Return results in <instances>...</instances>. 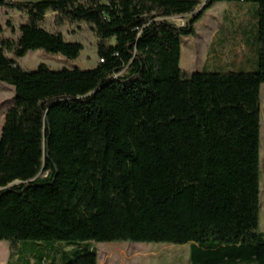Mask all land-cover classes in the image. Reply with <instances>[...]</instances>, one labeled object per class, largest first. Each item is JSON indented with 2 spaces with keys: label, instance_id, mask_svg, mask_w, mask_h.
Here are the masks:
<instances>
[{
  "label": "trees",
  "instance_id": "1",
  "mask_svg": "<svg viewBox=\"0 0 264 264\" xmlns=\"http://www.w3.org/2000/svg\"><path fill=\"white\" fill-rule=\"evenodd\" d=\"M232 1L258 4L256 34L242 41L259 44L257 70L184 75L181 37L195 34L214 5ZM0 7L28 15L17 41L4 40L0 27V83L14 88L0 137L8 264L51 242L189 245L190 264H264V0H0ZM48 14L90 27L96 68H20L16 60L30 51L71 60L83 51L42 27ZM186 15L182 27L166 20ZM50 254L33 252L31 260L98 264L89 249Z\"/></svg>",
  "mask_w": 264,
  "mask_h": 264
},
{
  "label": "rangeland",
  "instance_id": "2",
  "mask_svg": "<svg viewBox=\"0 0 264 264\" xmlns=\"http://www.w3.org/2000/svg\"><path fill=\"white\" fill-rule=\"evenodd\" d=\"M15 2H37L41 0H13ZM202 7H199L200 10ZM258 4L237 1L218 3L202 15L195 23V34L181 37L180 68L184 75L193 73H254L257 70L259 44L252 39L248 48L242 41L246 35H255L253 26L257 23ZM190 15L167 18L177 25L185 26ZM28 23L26 12L9 7H0V27L4 40L17 41L20 29ZM42 27L52 33H61L68 43L83 45L79 58L71 60L62 55L48 54L43 50L30 51L25 57L17 59L20 68L33 72L44 65L50 70L74 69L91 70L99 64L98 39L86 25L59 23L54 14H48ZM252 35V36H253ZM125 72L120 75H124ZM260 216L259 231L264 232V84L260 89ZM14 104V88L0 83V137L5 112ZM95 251L98 264H190V247L163 243H96L78 244L51 242L36 243L23 250L21 259L11 264H36L31 260L33 252L38 254ZM11 247L8 242H0V264H8ZM69 255V257L71 256Z\"/></svg>",
  "mask_w": 264,
  "mask_h": 264
},
{
  "label": "water",
  "instance_id": "3",
  "mask_svg": "<svg viewBox=\"0 0 264 264\" xmlns=\"http://www.w3.org/2000/svg\"><path fill=\"white\" fill-rule=\"evenodd\" d=\"M20 184V182H14L13 184H11L9 187H14L16 185ZM1 191V190H0Z\"/></svg>",
  "mask_w": 264,
  "mask_h": 264
},
{
  "label": "crops",
  "instance_id": "4",
  "mask_svg": "<svg viewBox=\"0 0 264 264\" xmlns=\"http://www.w3.org/2000/svg\"><path fill=\"white\" fill-rule=\"evenodd\" d=\"M3 127V126H2ZM1 130H2V128H1Z\"/></svg>",
  "mask_w": 264,
  "mask_h": 264
}]
</instances>
